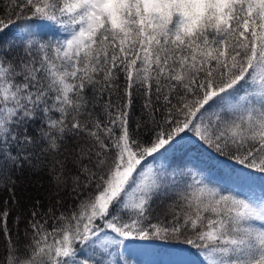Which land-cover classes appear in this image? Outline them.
I'll return each mask as SVG.
<instances>
[{
    "label": "snow or ice",
    "instance_id": "obj_1",
    "mask_svg": "<svg viewBox=\"0 0 264 264\" xmlns=\"http://www.w3.org/2000/svg\"><path fill=\"white\" fill-rule=\"evenodd\" d=\"M186 138L244 175L176 163ZM253 175L264 0H0V264H128L152 241L264 264Z\"/></svg>",
    "mask_w": 264,
    "mask_h": 264
},
{
    "label": "trees",
    "instance_id": "obj_2",
    "mask_svg": "<svg viewBox=\"0 0 264 264\" xmlns=\"http://www.w3.org/2000/svg\"><path fill=\"white\" fill-rule=\"evenodd\" d=\"M140 103L141 102L139 99H137L135 101V109H136L137 114L139 113ZM185 140H188V138H186ZM189 141H190V145L188 147H190L194 150V154L196 156V159L193 161L192 164H194V165L199 164L198 166L201 168H204L207 166H212L213 171H212L211 175L215 180L220 181V184L218 186H224L226 188H232L234 186V184L238 183L236 180V177L244 175V173L236 172L235 174L232 175L231 179H229V183H226V181H223V178L221 177V175H219V173H225V174L230 173L231 162L226 160V158H224V157L217 156L216 153H214L211 149H206V146H204V147L200 146L199 142L195 141L194 138L189 139ZM186 150H184V149L180 150L179 156H177L176 152H175V154H173L172 152H169L167 155L169 156V158H171L173 155H175L176 157H179V158H183ZM187 160H189V159H187ZM249 183L251 185V189L255 188L257 190L258 189L261 190V188H264V176L253 175L252 177H250ZM46 188H47V184H44L43 188H39V187L34 188V187L29 186V187H27V190L24 193H22V195L25 197L26 200L29 198H39V199L43 200V199H46V197L44 195V189H46ZM237 190H239V189H237ZM243 191H244V189H243ZM17 194L21 195V193H19V192ZM8 196H9V194L7 192L0 191V200H7ZM137 243L139 244V242H137ZM140 243H141V245L146 244V245H149L150 247H162V248H166V249L169 248L171 250H176V251H180L178 249L185 250L187 253L191 254L194 258H196V260L200 264H202V257H200L198 255V253L195 249H192L187 245H183V244H180V243L175 242V241H170V242L152 241V242H140ZM128 257H129V254H128ZM140 262L141 261L137 262L136 258L132 257L131 261L129 263L130 264H141Z\"/></svg>",
    "mask_w": 264,
    "mask_h": 264
},
{
    "label": "rangeland",
    "instance_id": "obj_3",
    "mask_svg": "<svg viewBox=\"0 0 264 264\" xmlns=\"http://www.w3.org/2000/svg\"><path fill=\"white\" fill-rule=\"evenodd\" d=\"M191 141V140H190ZM190 141L185 140L182 142L181 145L177 147V156L180 154V150H186L187 156L183 158L177 157L176 163H181L183 159H189L193 161L196 159V156L194 154V150L190 147ZM198 164V163H197ZM199 165V164H198ZM212 173V172H211ZM223 181H226V183H229V179L223 178ZM252 191H254L257 195L260 194V190L252 188ZM244 191H249L248 187H244ZM180 251L166 249L162 247H150L149 245H141L137 243L136 246H133L129 249L127 255L128 257V264L131 261L132 257H135L137 262L141 261V264H200L196 258H194L191 254L187 253L185 250L178 249Z\"/></svg>",
    "mask_w": 264,
    "mask_h": 264
}]
</instances>
